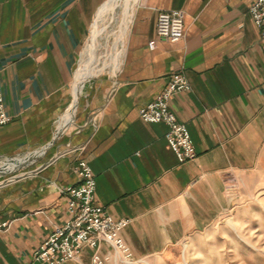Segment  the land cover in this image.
<instances>
[{
	"label": "crops",
	"instance_id": "0c3cea01",
	"mask_svg": "<svg viewBox=\"0 0 264 264\" xmlns=\"http://www.w3.org/2000/svg\"><path fill=\"white\" fill-rule=\"evenodd\" d=\"M108 1L0 0V89L11 117L0 126V167L40 159L0 182V225L8 226L0 264H44L33 254L70 218L57 189L79 185V156L71 152L79 146L96 178V202L130 221L122 237L136 262L169 260L234 211L231 184L247 196L264 190V45L250 15L256 0H140L118 71L85 83L67 114L83 50ZM169 11L184 13L185 36L174 44L156 35L158 15ZM180 72L192 91L173 97L170 108L197 153L185 164L168 147V127L139 116ZM98 251L112 256L105 244ZM94 252L85 248L66 264H92Z\"/></svg>",
	"mask_w": 264,
	"mask_h": 264
},
{
	"label": "built area",
	"instance_id": "2783aa9c",
	"mask_svg": "<svg viewBox=\"0 0 264 264\" xmlns=\"http://www.w3.org/2000/svg\"><path fill=\"white\" fill-rule=\"evenodd\" d=\"M250 15L260 31L264 45V0L255 1L250 9ZM156 35L159 39L173 44L183 40L184 13L161 12L157 18ZM155 48L156 43L151 42L149 49ZM191 91L192 86L187 76L182 72L175 73L170 77L164 91L139 111L142 122L163 123L168 127L165 135L168 147L176 154L181 164L194 161L197 153L186 125L178 121L171 111L170 103L173 97ZM10 122L11 117L6 112L4 96L0 89V126ZM84 151L85 146H79L71 151L79 156L73 168L79 178V185L57 189L61 195L67 197L70 218L63 224L54 226L52 233L35 250L33 260L44 264H66L77 261L83 249L91 248L95 250L92 264H142L143 261H134L132 251L122 237L130 221L115 220L96 202V178L87 160L81 157ZM7 228V225H0V233L6 232ZM101 244L110 247L111 257L100 255L98 249Z\"/></svg>",
	"mask_w": 264,
	"mask_h": 264
},
{
	"label": "rangeland",
	"instance_id": "374dc122",
	"mask_svg": "<svg viewBox=\"0 0 264 264\" xmlns=\"http://www.w3.org/2000/svg\"><path fill=\"white\" fill-rule=\"evenodd\" d=\"M126 1L120 0L117 8L108 13L107 21L99 26L97 47L88 59L86 50L90 33L77 70V74L84 70L79 89L84 87L88 81L85 79L91 75L92 78L96 75L103 78L115 74L114 67L122 61L128 31L140 0L128 5ZM6 179L8 177L0 179V182ZM229 193L235 199L234 211L178 248L169 260L146 259L142 264H264V190L247 196L241 185L234 183L229 186Z\"/></svg>",
	"mask_w": 264,
	"mask_h": 264
},
{
	"label": "bare ground",
	"instance_id": "6f19581e",
	"mask_svg": "<svg viewBox=\"0 0 264 264\" xmlns=\"http://www.w3.org/2000/svg\"><path fill=\"white\" fill-rule=\"evenodd\" d=\"M120 0H109L106 4H105V7L102 9V10H100L99 12H98V14H97V16H96V20L94 21V24H93V27H92V32H91V39H90V41H89V45H88V47H87V50H86V54H87V56H88V59H89V55H91V53L95 50V48L97 47L96 45H97V41H98V38H99V32L97 31V30H99L98 28H99V26L101 25V24H103L104 22H106L107 21V15H108V13H110L111 11H113V10H115L116 8H117V4H118V2H119ZM137 1H139V0H134V1H132V0H128V2L126 1L125 3L128 5V3L129 2H131V3H136ZM129 7V6H128ZM127 7V8H128ZM129 26H127V28H128ZM126 28V29H127ZM105 29V28H104ZM85 53V52H84ZM86 62V61H85ZM120 62H121V60L119 61V63L117 64V66H115L114 67V69H113V72H117L118 71V69H119V67H120ZM85 65V64H84ZM80 67V66H79ZM83 71L84 70H80L79 72H78V74H77V77H76V83H75V86H74V88H73V101H74V103H73V107H72V109H70L69 110V112L67 113V114H72V113H74V109H75V107H76V105H77V102H78V98H79V96H80V89H79V81H80V78L81 77H83L84 78V74H83ZM90 78H92V75H91V77ZM84 81V80H83ZM87 83V82H86ZM76 87H78V89H79V93H78V96L75 98L74 97V91H75V88ZM67 114L65 115V116H67ZM61 127V125H59V127L58 128H60ZM62 128L64 129L65 128V123H63L62 124ZM63 131V130H62ZM45 152V151H44ZM28 158H31L32 159V161L34 160V157H26L25 159H21V160H19L18 162H16V163H14L13 165H4V166H1L0 167V170H3L4 172H7V171H9L10 169H12V168H14V167H20V166H22V164L23 163H25L26 161H28L27 159Z\"/></svg>",
	"mask_w": 264,
	"mask_h": 264
},
{
	"label": "water",
	"instance_id": "95a60500",
	"mask_svg": "<svg viewBox=\"0 0 264 264\" xmlns=\"http://www.w3.org/2000/svg\"><path fill=\"white\" fill-rule=\"evenodd\" d=\"M98 75H96L95 77L93 78H89V79H85V80H88L86 82H90L92 80H95L97 79ZM75 83H76V79L74 80V83L72 85V93H73V88L75 86ZM82 95V93H81ZM81 95L79 96L78 98V102H77V108H78V105H79V101H80V98H81ZM72 101H73V94H72ZM75 124V117L73 119V125ZM68 131V130H67ZM67 131H64V132H59L58 134H55L54 135V138L52 140V142L47 146L45 147V153H47L51 148H53L55 146V144L64 136V134H66ZM28 161H26L25 163L22 164V166H20V168L16 171H11V172H4L3 170H0V179L2 178H5V177H10V176H14L16 175L17 173H19L21 170L23 169H27V168H30L32 164H35L37 162L40 161V159H38L35 163H32V159L31 158H28L27 159ZM32 163V164H31ZM6 181V180H5ZM4 182V181H2Z\"/></svg>",
	"mask_w": 264,
	"mask_h": 264
}]
</instances>
